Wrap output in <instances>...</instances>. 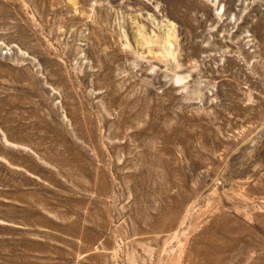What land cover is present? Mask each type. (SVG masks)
Returning a JSON list of instances; mask_svg holds the SVG:
<instances>
[{
  "label": "rangeland",
  "instance_id": "rangeland-1",
  "mask_svg": "<svg viewBox=\"0 0 264 264\" xmlns=\"http://www.w3.org/2000/svg\"><path fill=\"white\" fill-rule=\"evenodd\" d=\"M0 264H264V0H0Z\"/></svg>",
  "mask_w": 264,
  "mask_h": 264
}]
</instances>
